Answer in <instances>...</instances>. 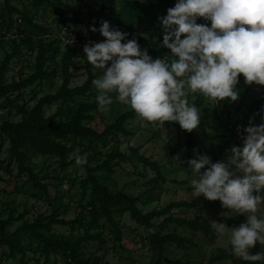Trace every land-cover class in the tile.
I'll list each match as a JSON object with an SVG mask.
<instances>
[{"label":"trees","instance_id":"obj_1","mask_svg":"<svg viewBox=\"0 0 264 264\" xmlns=\"http://www.w3.org/2000/svg\"><path fill=\"white\" fill-rule=\"evenodd\" d=\"M121 1L123 2L122 8H119L118 0H99V2L82 0L77 6L66 5L62 0H32V5L35 8L47 6L53 9L57 19L52 25L39 23L30 14V11L14 5L12 0H3V4H0V26H4L5 30L0 37V44L6 40L12 44V51L7 52L0 62V107L18 104L17 101L24 97L25 90L36 83L63 76L61 86L56 92L40 97L37 103L30 108L23 106L20 120L5 119L0 122V139L6 140L10 147V163L4 170L12 175L16 168L19 175L28 177L26 182H31L33 186L47 193L49 192L48 184L43 181L36 168L31 164L33 154L50 159L57 158L58 166L67 170L77 164L75 157H71L77 147H82V152L89 150L92 153L87 157V163L82 165L86 169V176L80 182V210L74 219L62 217L61 210L58 208L49 215L39 214L33 221L25 220L17 230L9 233V227L18 219L15 216V209L10 211L7 218L0 216V245L10 248V257L21 254L24 264H28L26 261L27 248L23 239L25 235L32 243H36L34 251H42L47 264L53 254H61L64 258L63 264H108L97 253L86 256L84 250L90 242L94 241H99L103 246L110 239L122 244L124 239L122 218L127 212L136 222L152 231L153 242L151 243L158 247L159 264L179 262L165 258L168 245L176 244L180 249H190L196 245L194 240L188 236L180 235L177 231H167L172 224L188 227L196 233L204 232L212 240L219 237L207 219H202L201 216L188 219L175 215L181 209L202 210L211 203L203 196L192 201L171 202L163 208H156L145 213L138 207L139 196H130L122 189L114 191L107 183L108 180H112L111 176L115 173L117 166L130 163L134 159L139 160L147 167L151 166L156 171L154 182L162 180L164 183L167 179L162 174L158 162L141 153L142 146L129 145L126 149H121L119 145H116L108 148L107 151L102 149L108 145L110 137L119 133L124 135L131 133L127 124L138 115L133 109L125 111L114 122L107 124L102 131L90 125L89 121L95 119L94 112L99 108L96 99L98 90L93 84V80L101 77L103 70L95 69L87 61L85 54H81L82 49L78 46H68L66 50H63L62 42L53 36L47 37V35L54 34L71 13H74L72 18L74 27L81 34L86 33H83L80 27L95 24L98 28L100 22L106 20V14L110 13L114 20L112 26L128 32L132 38L135 36L142 49H144L145 38L127 22L130 24L137 21L148 23L152 37L149 42V54L155 58H166L170 61L172 58L170 50L162 46L163 35L156 38L155 32L163 33L159 17L167 15V9L174 7L176 0H156L151 3L138 0ZM207 23L210 26V21ZM9 32L17 37L6 39ZM91 34V37L97 41L100 33L91 31ZM24 49L35 54L32 64L33 72L21 80L8 82L7 74L11 63L16 58H22ZM80 56L85 57L87 78L82 84L73 85L74 61ZM59 57L61 59L57 64ZM242 78L243 74L240 75L239 83ZM239 83L236 86L237 90ZM92 97L94 100H91ZM205 98L199 93L192 104L201 108L205 103ZM262 103H264V94L259 100H255L249 105L246 116L240 119L243 126H249L250 118L256 115L257 109L255 110V108H258ZM53 105L58 106L57 110L48 115L47 108ZM222 105L221 112H227L228 120L231 121L233 115L236 121L242 105L235 107L236 112L231 109L234 106V101L225 99L222 100ZM165 124L178 128L185 134L186 151L191 153L195 142L193 134L182 129L178 122H165ZM199 127L203 128L206 139L224 137L209 135L203 122ZM101 158L104 159L101 161ZM101 171H107L109 176L104 178L100 175ZM3 178L0 174V179ZM20 217L24 218V214ZM156 219L161 220L156 221ZM245 220L246 217L240 214L221 218V222L226 223L229 227L239 226ZM55 225L70 228L71 234L65 236L51 233L50 230ZM251 251L253 253L264 252V248L257 242ZM232 259L234 260L233 264H253V262L235 257L230 250V244L228 247L220 248L218 253L210 258V261L215 264L225 263ZM254 264H264V262H254Z\"/></svg>","mask_w":264,"mask_h":264},{"label":"clouds","instance_id":"obj_2","mask_svg":"<svg viewBox=\"0 0 264 264\" xmlns=\"http://www.w3.org/2000/svg\"><path fill=\"white\" fill-rule=\"evenodd\" d=\"M200 18L210 26L198 23ZM159 21L170 61L153 59L135 36L128 39V32L107 20L91 26L106 38L84 45L87 61L103 70L93 80L101 111L108 110L113 104L109 94L116 93L115 99L130 105L142 121L178 122L191 132L201 124V115L189 104V93L199 92L216 104L239 98L241 74L249 85H264V0H176ZM253 120L243 128V145H234L226 160L213 162L196 152L188 165L197 177L190 182L194 198L219 200L246 217L239 226L213 221L212 227L227 237L235 257L254 264L264 262V252L251 251L257 242L264 246V216L257 215L264 205V122L255 125ZM75 160L86 164L87 155Z\"/></svg>","mask_w":264,"mask_h":264},{"label":"rangeland","instance_id":"obj_3","mask_svg":"<svg viewBox=\"0 0 264 264\" xmlns=\"http://www.w3.org/2000/svg\"><path fill=\"white\" fill-rule=\"evenodd\" d=\"M63 3L73 4L77 6L82 0H62ZM146 3L155 2L156 0H138ZM90 2V1H89ZM92 2H99V0H92ZM12 3L23 10L30 11L35 19L41 24L52 25L56 22L57 16L54 15L53 9L47 6L35 8L32 5V0H12ZM3 4V0H0ZM119 8L123 7V2L118 0ZM78 8V7H77ZM76 10V9H75ZM85 12V10H84ZM129 19V18H127ZM106 20L113 25L112 14H106ZM130 20V19H129ZM198 23H207L203 18L198 19ZM133 29H137L139 33L145 38L144 49L149 52V42H151V32L149 24L142 21L132 22L130 24ZM91 26L87 25L80 27L83 33L90 34ZM0 28H4L0 26ZM156 38L163 35L162 32H155ZM183 38V37H182ZM106 39L101 34L97 38V42ZM132 39V37H128ZM63 50L68 48V45L61 46ZM12 51V44L7 40L0 44V62L4 59L7 52ZM22 58H16L12 61L9 72L7 74V81L21 80L29 76L33 72V62L35 54H31L27 49H24ZM81 54L84 53L82 48ZM151 55V54H150ZM153 57V55H151ZM61 57L58 58L57 64ZM155 59V57H153ZM85 57L80 56L74 61L75 78L73 85L82 84L87 78L85 72L86 68ZM23 72V73H22ZM63 76L60 75L56 79H48L40 83H36L25 90L24 97L18 100V104L0 107V122L5 119L20 120L22 118L23 106L30 108L34 106L38 99L46 94L56 92L61 86ZM239 98L234 101V106L231 108L236 112L237 106L241 104L242 97L247 96L249 100H259L264 94V85H257L255 83L249 85L245 83L243 77L239 83L238 90ZM36 92V94H35ZM199 92L189 93L187 99L191 105L197 98ZM113 98V104L108 106L107 111H101L98 108L95 111V119L89 121L99 131H102L107 124L116 120V118L123 112L132 110L130 105H124L115 99L116 93H110ZM15 94L13 95V97ZM4 100V99H2ZM94 100V97L91 98ZM205 101L200 110L201 122L205 125L207 133L211 136L220 135L217 139H206L204 137V130L201 127L193 129L191 133L195 138L194 146L191 153L186 151V136L180 132L178 128L169 127L164 123V126L159 124L153 125L151 122L142 121L139 117L131 119L127 127L131 133L118 135L109 138V143L102 149L107 151L110 147L119 145L121 149H126L129 145L142 146L141 153L150 157L152 160L158 162L162 174L167 179L163 183L162 180L154 182L156 179V171L151 167L145 166L139 160L134 159L130 163H124L116 167L115 173L111 176L112 180H108V185L114 190H124L130 196H139L138 207L143 212L147 213L156 208H163L171 202L176 201H192L195 198L191 195L192 188L190 182L197 178L191 167L188 165V160L195 158L196 152L200 154H207L211 157L213 162L217 160H225L223 151L231 149L234 145L242 146L243 142H239L237 138V129L246 128L242 126L243 119L248 110L240 112L235 121L233 115L232 123L236 122V126H231L228 123V113L223 110L222 101L211 102ZM242 105V104H241ZM57 105L48 107L46 113L51 115L56 112ZM249 107V106H248ZM246 107V108H248ZM257 109L255 115V125L264 122L261 119L264 116V103ZM229 136V137H227ZM9 143L6 140L0 139V174L4 177L0 179V216L7 218L10 211L15 209V216L18 217L14 223L9 227V233L14 232L20 227L25 220L33 221L39 214H51L54 209H60L62 217L66 219H74L77 216L79 203L81 199L80 182L86 176V169L82 165H73L67 170H63L58 166L57 158H48L33 154L31 164L36 168L38 174L43 181L48 184L49 192H44L32 185L31 182H26L27 176L19 175L16 168L11 175L6 172L4 168L10 163ZM82 147H77L71 157L78 155L91 156L92 153L88 150L82 152ZM196 150V151H194ZM104 158H101V161ZM135 170V171H134ZM203 171V169H202ZM100 175L106 178L109 176L107 171H101ZM185 181L186 183H178ZM177 182V183H176ZM197 198V197H196ZM207 199V198H206ZM208 200V199H207ZM212 204L206 205L202 210L181 209L175 215L193 219L201 216L202 219H207L211 224L213 221L221 222L222 217H231L237 215L236 211H230L222 207L219 200H208ZM219 202L221 205H216ZM24 214V218H19ZM258 216L264 215V205L261 206ZM161 219H156L160 221ZM122 229L124 239L122 244L115 242L112 239L104 246L99 241L90 242L84 250V254L89 256L97 253L103 257V261L108 264H159L158 247L152 244V231L136 222L132 215L127 212L122 218ZM51 233L69 236L71 230L68 227L55 225ZM167 231H177L178 234L188 236L194 240L196 245L190 249H180L176 244H170L166 248L165 258L178 260L174 264H214L210 258L215 256L220 248L229 246L227 237L219 236L216 240H212L210 236L204 232L196 233L188 227L178 226L172 224ZM24 244L27 248L26 261L28 264H47L45 255L42 251L35 252L36 243H32L27 235L23 237ZM152 244V245H151ZM103 246V247H100ZM264 248V246H263ZM64 258L61 254H53L48 264H63ZM234 260H229L225 263L215 264H233ZM0 264H24L22 255L18 254L16 257H10V248L8 246L0 245ZM163 264H169L163 263Z\"/></svg>","mask_w":264,"mask_h":264},{"label":"built area","instance_id":"obj_4","mask_svg":"<svg viewBox=\"0 0 264 264\" xmlns=\"http://www.w3.org/2000/svg\"><path fill=\"white\" fill-rule=\"evenodd\" d=\"M73 14L71 13L69 18L63 22L58 30L54 34H49V36H53L54 38L58 39L60 42H62L65 45L68 46H78L79 48H84V45L86 43L90 44L92 41H95L91 37L90 34H81L77 28L74 27L73 24ZM5 30L0 28V37L2 36V33H4ZM17 35L12 34V33H7L6 39H14L16 38ZM97 42V41H96ZM172 55V54H171ZM166 60V58H164ZM243 126V125H242ZM240 130L237 129V138L239 142H243L245 138V133L243 132L242 128H239ZM224 159L226 160L228 155H230V149L226 150L224 153Z\"/></svg>","mask_w":264,"mask_h":264},{"label":"crops","instance_id":"obj_5","mask_svg":"<svg viewBox=\"0 0 264 264\" xmlns=\"http://www.w3.org/2000/svg\"><path fill=\"white\" fill-rule=\"evenodd\" d=\"M205 101H208V98L206 97L205 98ZM253 101L252 100H249V98L247 97V96H245V97H243L242 98V100H241V104H242V112H244L246 109H249V108H246V107H248L251 103H252ZM209 104H211V102H208ZM235 104V103H234ZM256 117H254V119H255ZM228 123H229V125H231V126H236V122H234V123H232V121L229 119V121H228ZM252 123L254 124L255 123V120H253L252 121ZM227 148H229V147H227ZM225 149V151L226 150H228V149ZM225 151H223V153L225 152ZM216 205H221V204H219V202H216L215 203ZM210 206H212V204H210L209 205V207ZM159 262V261H158Z\"/></svg>","mask_w":264,"mask_h":264}]
</instances>
